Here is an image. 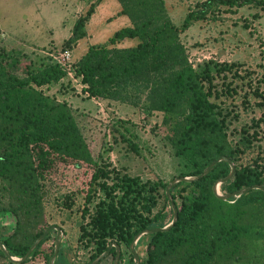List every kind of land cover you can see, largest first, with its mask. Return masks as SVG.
<instances>
[{
    "label": "trees",
    "instance_id": "16d2710c",
    "mask_svg": "<svg viewBox=\"0 0 264 264\" xmlns=\"http://www.w3.org/2000/svg\"><path fill=\"white\" fill-rule=\"evenodd\" d=\"M117 1L121 6L118 16L128 17L130 26L103 43L90 45L76 65V74L87 86L90 97L121 101L125 89L142 87V93L147 92L149 111L171 115L184 108L186 121L176 149L192 171L183 178L199 177L214 161L221 157L229 159L198 181L173 186L171 199L167 196V201L173 215L172 202L175 204L178 220L170 230L148 235V259L142 264H161L175 255L180 256L176 264H233L244 256L241 249L244 240L264 237V228L248 221L249 213L256 209L249 210L264 203V191L255 189L239 199L224 200L217 196L214 187L231 174V164L236 166V172L223 183L222 196L253 186L264 187V153L260 152L246 165L237 163L244 151L228 144L225 119L212 101L216 76L231 71L233 66L208 63L196 69L180 42V35L194 23L216 14L220 7L256 6L264 12V0H206L189 12L181 27L171 21L164 0ZM100 3L98 0L78 19L67 43L70 47L87 37L84 28ZM127 43L132 45L125 46ZM21 64L20 53L0 50V120L17 119L24 124L9 129L2 128L0 123V177L9 181L0 199V215L10 213L20 218L25 209L36 208L42 182L47 181L55 165L85 167L90 173L89 182L81 191L86 205L93 202L99 190L111 202H101L90 223L91 231L83 227L80 239L87 237L97 245L94 260L106 253L110 244H117L122 251L121 262L124 246L131 251L139 234L166 226H156L164 213L154 218L140 213L137 196L143 186L134 178L118 177V183L110 187L107 180L113 171L93 159L68 106L52 102L41 91L60 82L66 76L64 69L51 66L34 72L28 68L24 76H18L15 71H21ZM260 98L264 102L263 94ZM116 188L123 189L124 195L115 203ZM144 198L155 202L153 195ZM84 212L89 213L87 208ZM49 236L50 233L27 262L45 256L42 246ZM3 244L11 255L23 258L32 247L16 246L8 240ZM116 255L117 248L113 246L106 259L112 256L115 261Z\"/></svg>",
    "mask_w": 264,
    "mask_h": 264
},
{
    "label": "rangeland",
    "instance_id": "374dc122",
    "mask_svg": "<svg viewBox=\"0 0 264 264\" xmlns=\"http://www.w3.org/2000/svg\"><path fill=\"white\" fill-rule=\"evenodd\" d=\"M97 1L0 0V50L22 55L21 71H15L18 76H24L28 68L34 72L51 66L64 69L66 76L60 82L45 86L41 91L52 102L68 106L93 159L101 167L113 171L108 185L118 183V177L138 180L143 186L137 196L140 213L154 218L163 212L164 218L156 226L169 227L174 215L167 196L169 194L170 199L173 186L192 171L176 149L187 114L184 108L171 115L149 111L147 92L142 93V87H128L122 91L121 101L90 97L87 86L76 74L78 61L90 45L107 41L129 24L126 20L129 18L117 17L114 0H101L96 10L103 5L102 11L99 10L84 28L87 37L70 47L67 43L73 36L76 22ZM205 1L164 0L168 16L179 27L189 12ZM180 42L196 69L208 63L233 66L231 71L216 76L212 101L218 105L221 118L225 119L228 144L244 151L237 163L248 164L260 152L264 153V102L260 98V94L264 95V12L256 6L220 7L216 14L194 23L180 35ZM68 49L72 59L65 66L60 62L61 54ZM0 123L2 128L9 129L24 126L17 119H1ZM232 165L236 172V166ZM87 171L85 167L72 164L55 165L47 181L42 182L36 208L25 209L20 218L10 213L0 215V242L8 240L16 246L33 245L38 240L37 235L52 228L42 246L46 257L40 255L25 261L26 264H50L59 228L61 242L55 264H92L97 245L87 237L80 239L83 227L91 231L90 223L101 202L110 203L111 199H106V194L99 190L93 202L86 205L81 191L90 179ZM164 184L169 189H165ZM222 185H218L220 195H223ZM8 186L9 181L0 177V199L5 195L3 188ZM114 195L116 203L123 197L124 190L116 188ZM145 195H153L155 202L144 198ZM85 208L89 211L86 215ZM253 209L256 210L251 211ZM249 211L248 221H255V225L264 228V203ZM149 240L148 235H142L135 245L141 264L148 259ZM112 245L115 246L110 244L109 247ZM241 249L245 259L242 257L233 264H264V237L244 240ZM11 256L14 260L23 259ZM179 260L180 256L175 255L161 264H176ZM113 263L114 258L110 256L99 264ZM0 264L17 263L10 261L0 249ZM119 264H137L126 246Z\"/></svg>",
    "mask_w": 264,
    "mask_h": 264
},
{
    "label": "water",
    "instance_id": "95a60500",
    "mask_svg": "<svg viewBox=\"0 0 264 264\" xmlns=\"http://www.w3.org/2000/svg\"><path fill=\"white\" fill-rule=\"evenodd\" d=\"M222 161H227L229 162V160L226 158V157H221L220 159L214 161L205 171L202 175H200L199 177L197 178H193V179H187V178H181L178 180V182H184V181H198L200 180L201 178H204L206 177L207 175H209V173L212 171V169L217 166L219 163H221ZM232 165V164H231ZM234 174H235V167L232 165V172L231 174L224 180H221L219 183H217L214 187V190H215V193L217 194V196L221 197L222 199L224 200H229L233 197H238L240 195H245L255 189H258V190H262L264 191V187L263 186H253V187H250V188H247L245 190H242V191H239V192H236V193H233V194H230V195H227V196H222L220 195V192H219V184H223L229 180H231L233 177H234ZM169 189V187H168ZM169 196V194H168ZM170 197V196H169ZM171 199V198H170ZM172 201V200H171ZM172 208H173V211H174V220L172 222V224L169 226V227H166V228H163V229H155V230H147L143 233H141L140 235H138L134 242L132 243L131 245V251L135 257V260L137 262V264H141V261H140V258L139 256L135 253V245L137 244V242L139 241V239L141 238L142 235H152V234H156V233H159V232H165V231H168L170 230L174 225L175 223L177 222L178 220V211L176 209V206L175 204L172 202ZM52 230V228H49L48 230H46L44 232V234L32 245L31 249L29 250V252L27 253V255L20 261L18 260H14L13 257L10 255V253L7 251L6 247L4 246V244L2 242H0V249L4 252V254L6 255V257L14 262V263H17V264H20V263H23L25 262L26 260H28V258L31 256V254L34 252V250L38 247V245L46 238V236L49 234V232ZM58 232H59V236L57 238V242H56V250H55V254H54V257L51 259L50 261V264H55L54 260H55V257L57 256L58 254V250H59V247H60V242H61V239H60V232H61V229L58 228ZM115 247L117 248V255H116V258H115V261L113 264H119L120 263V259H121V248L120 246H118L117 244H115ZM112 248H113V245L108 249V251L106 253H104L102 256H100L98 259H96L92 264H99L101 261H103L104 259H106L110 254H111V251H112Z\"/></svg>",
    "mask_w": 264,
    "mask_h": 264
},
{
    "label": "built area",
    "instance_id": "2783aa9c",
    "mask_svg": "<svg viewBox=\"0 0 264 264\" xmlns=\"http://www.w3.org/2000/svg\"><path fill=\"white\" fill-rule=\"evenodd\" d=\"M61 63L63 65L65 64H69L71 62V59H72V52L71 50H65L62 54H61ZM66 66V65H65Z\"/></svg>",
    "mask_w": 264,
    "mask_h": 264
},
{
    "label": "crops",
    "instance_id": "0c3cea01",
    "mask_svg": "<svg viewBox=\"0 0 264 264\" xmlns=\"http://www.w3.org/2000/svg\"><path fill=\"white\" fill-rule=\"evenodd\" d=\"M115 2H116V5H117V17H119V18H121L120 16H118V13L121 11V6H120V4H119V2L117 1V0H114ZM101 9H103V5H100L99 7H98V9L96 10V12H95V14L93 15V17H92V19H91V21H93V18L94 17H96V15L98 14V12H99V10H101ZM102 11V10H101ZM122 17H124V18H128V17H125V16H122ZM102 20V19H101ZM126 20H128V25H130L131 23H130V20L129 19H126ZM93 23V22H92ZM127 25V26H128Z\"/></svg>",
    "mask_w": 264,
    "mask_h": 264
}]
</instances>
